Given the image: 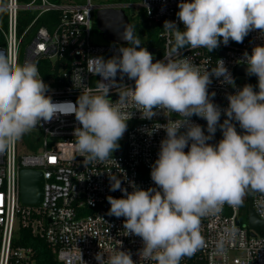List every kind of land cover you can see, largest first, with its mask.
I'll return each mask as SVG.
<instances>
[{"label": "clouds", "instance_id": "9594fccd", "mask_svg": "<svg viewBox=\"0 0 264 264\" xmlns=\"http://www.w3.org/2000/svg\"><path fill=\"white\" fill-rule=\"evenodd\" d=\"M178 8L183 30L175 21L164 22L168 40L163 60L154 62L134 28L125 27L121 38L126 47L108 60L89 59L91 72L102 77L94 89L83 84L82 70L73 72L74 86L79 81L84 88L71 107L80 125L74 136L87 161H106L119 148L132 118V112L123 110L127 103L141 113V119L151 120L157 112L168 117L167 123H155L149 130V135L160 129L166 133L151 166L155 187L145 190L132 183L129 192L120 179L110 176V190H119L123 196L107 198L108 214L125 218L127 235L143 241L140 259L153 264H181L184 257L205 247L203 218L217 215L225 204L240 206L249 192L264 193V45L253 47L251 54L245 52L242 61L247 74L257 78L258 90L245 84L229 94L223 123L221 108L212 99L216 94L210 95L208 87L212 76L223 77L222 84L235 87L224 61L201 70L188 57H181L185 48L210 53L221 43H242L252 31L264 36V0H180ZM118 72L121 78L126 75L133 80L134 87L120 85L119 98L113 103L110 86ZM48 91L34 61L20 63L0 53V153L12 152L40 121L67 111L53 103ZM173 114L178 118L171 119ZM192 116L206 120L208 135L191 121ZM232 121L238 122L242 133ZM217 126L222 139L209 143ZM236 235L235 227L225 228L217 251L223 253ZM95 259L98 264H136L130 252L118 248L98 252Z\"/></svg>", "mask_w": 264, "mask_h": 264}, {"label": "built area", "instance_id": "2783aa9c", "mask_svg": "<svg viewBox=\"0 0 264 264\" xmlns=\"http://www.w3.org/2000/svg\"><path fill=\"white\" fill-rule=\"evenodd\" d=\"M180 0H136L127 3L93 5L91 0L76 4L54 0H0V53L23 63L34 61L41 78L49 87L47 95L53 103L62 105L67 111H58L50 121H40L30 132L28 152L17 155V145L12 152L0 153V264H37L32 247L16 245L21 228H29L34 236L46 243L60 264H98L95 255L112 249L132 254L136 264H153L140 259L138 252L143 241L135 235H127L124 217L109 215L108 197L121 198L119 190L111 191L110 176L121 180V187L132 191L131 184L147 190L155 187L151 180V166L158 158L160 142L166 137L163 129L149 135L155 123L165 124L168 117L157 112L149 119H141V113L131 103L123 110L132 112L127 130L119 141V148L106 161H87L76 147L74 131L80 127L71 107L84 88L77 81L74 86L73 72L82 70V82L94 89L102 80L94 75L90 58L105 60L118 54L126 46L103 40L95 43L91 39L92 19L101 8L135 7L143 12L145 19L157 29L152 46H143L153 54L154 62L164 59L168 34L163 30L164 22L175 21L183 30L176 13ZM138 11V10H137ZM264 45V36L252 31L242 43L229 41L208 52L206 49H183L181 57H188L201 70L215 68L219 60L235 81V87L222 84L212 76L208 87L213 103L227 108L229 94L245 84L254 89L257 78L248 74H237L243 63L244 53ZM254 79V81H250ZM108 83V81H105ZM120 85L134 87V81L116 76L110 86V99L116 103ZM81 89H80V88ZM258 90V89H256ZM178 118L173 114L171 119ZM191 121L204 129L200 117ZM185 129H181V132ZM188 149L186 148L185 151ZM40 171L43 177V195L39 204H24L20 196V171ZM252 206L257 216L264 221V193H252ZM235 227V239L227 243L223 253L217 251V243L224 229ZM254 232V235L251 233ZM201 233L205 247L191 257H184L181 264H264V229L256 233L242 217L240 206L225 204L215 216L201 221ZM107 253H105V259Z\"/></svg>", "mask_w": 264, "mask_h": 264}, {"label": "water", "instance_id": "95a60500", "mask_svg": "<svg viewBox=\"0 0 264 264\" xmlns=\"http://www.w3.org/2000/svg\"><path fill=\"white\" fill-rule=\"evenodd\" d=\"M96 24L100 32L102 33L103 39L127 45L124 41L122 33L125 27L133 28L129 17L124 9L122 8H101L96 11L95 14ZM237 74H247L246 66H238L236 68ZM120 73H117V77L120 78ZM226 117L220 118V123H223ZM200 121L204 127L205 134L207 133V122L206 120L200 118ZM238 132H243L240 129L238 122L232 121ZM36 128V127H35ZM222 139V131L219 126H217V131L213 139L208 141L209 143L216 144ZM43 177L40 171H35L32 169H22L20 171V196L21 201L24 204H39L42 200L43 195ZM247 225L250 229L256 233H260L261 229H264V221H262L255 213L252 206V194L248 196V206H247ZM254 235V232L251 233Z\"/></svg>", "mask_w": 264, "mask_h": 264}, {"label": "trees", "instance_id": "16d2710c", "mask_svg": "<svg viewBox=\"0 0 264 264\" xmlns=\"http://www.w3.org/2000/svg\"><path fill=\"white\" fill-rule=\"evenodd\" d=\"M131 1L134 2L136 0H126V2H131ZM129 18L131 20L132 17ZM134 19L135 20L133 21L131 20L130 22L133 25V28L137 33V35L140 37L142 41V46H146V45L152 46V44L154 43L159 44V42L156 40V35H157L156 27L150 24L145 19L143 12L140 9H138ZM250 81L253 82L254 79H250ZM252 193L253 192H249L245 196L243 203L240 205L242 217L245 221L247 219L248 196ZM15 244L20 246L32 247L35 250L37 264H60L55 260L53 252L46 245L43 239L34 236L29 228H21L19 230V236L16 239Z\"/></svg>", "mask_w": 264, "mask_h": 264}, {"label": "rangeland", "instance_id": "374dc122", "mask_svg": "<svg viewBox=\"0 0 264 264\" xmlns=\"http://www.w3.org/2000/svg\"><path fill=\"white\" fill-rule=\"evenodd\" d=\"M54 1L62 2V3L71 2V3L80 4V3H83L85 0H54ZM115 2L127 3L126 0H91V3L93 5L111 4V3H115ZM124 10L127 13V15H129V17L133 18V19L131 18L132 21L135 20L134 18H135V15L137 13V10H138L137 8L130 7V8H124ZM129 20H130V18H129ZM91 28H92V32H91L92 41L95 42V43L103 42L104 39H103L102 33L100 32V30L97 27L95 17L92 19V27ZM30 132L27 133L26 135H24L16 143V145H17V155L24 154V153L28 152L27 144L29 143V140H30L29 139Z\"/></svg>", "mask_w": 264, "mask_h": 264}]
</instances>
